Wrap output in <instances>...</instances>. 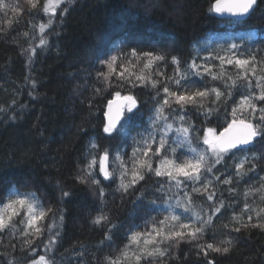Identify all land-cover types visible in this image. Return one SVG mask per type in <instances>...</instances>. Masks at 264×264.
I'll use <instances>...</instances> for the list:
<instances>
[{
    "label": "trees",
    "instance_id": "trees-1",
    "mask_svg": "<svg viewBox=\"0 0 264 264\" xmlns=\"http://www.w3.org/2000/svg\"><path fill=\"white\" fill-rule=\"evenodd\" d=\"M2 2L18 5L20 11L0 10V107L8 109L0 112V196L15 186L22 192H35L45 207L62 209L64 219L57 229L60 241L50 254L55 264H103L106 255L114 254L127 242L125 233L130 226L142 228L152 217L162 219L165 195L173 196L174 203L175 197L183 193L174 188L171 192L157 191L161 178L147 175L134 190L122 194L116 191L118 178L109 183L98 175L100 187L106 193L101 204L99 187L77 181L92 141L101 148L113 150L119 145L130 155L131 137L139 139L137 133L147 127L154 104L155 93L150 87H117L115 75L111 78L113 87L97 94V88H105L97 71L107 70L100 60L118 54L120 49L152 48L167 54L168 60L160 62L158 70L171 76L175 67L171 64L173 55L190 63L197 55L200 58L209 56L210 52L223 55L221 49L235 43L241 51L250 48L258 57H264V0H257L252 13L244 20L216 17L210 11L213 0H74L72 5L65 4L57 10L55 26L46 29L44 34L39 32V24L46 22L47 17L36 16L34 10L30 13L26 0ZM63 7L70 10L60 22L59 12ZM41 37L47 38L46 45H40ZM30 48L35 52L24 51ZM196 62L203 61L198 58ZM225 67L234 72L231 66ZM25 77L36 82L35 89ZM189 80L196 87L223 89L220 81H212L208 76L191 75ZM115 91L135 95L140 109L128 129L127 140L116 134L109 137L102 131L107 101ZM231 106V103H222L221 111L210 123L191 105L187 106V116L196 128H222L223 108L230 111ZM10 116L15 119H9ZM201 147L204 146L201 144ZM253 153L264 154V140L258 139L249 148L248 155ZM226 164H232L230 158ZM217 169L222 172L224 166L218 165ZM234 173L232 167L228 174ZM261 176H264V160L258 161L256 174H250L239 184L234 181L231 187L237 189V195H229L228 185L218 186L222 198L226 203H234V207H225L213 217L204 240L219 244L231 238L234 246L229 253L209 252L205 258L195 242L182 241L171 249L174 258L165 257L167 264H207L208 259L214 264H264V230L249 227L237 233L223 227L230 223L233 212H241L244 190L251 184L258 186ZM62 191L70 195L61 198ZM154 199L157 206L150 204ZM195 199L207 210L210 202L206 197ZM248 203L256 210L264 207L258 197H250ZM101 209L108 213L111 224L117 225L111 242L103 244L109 225L92 222ZM248 215L253 216L252 223L257 222L253 213L244 214L245 222ZM56 219L59 220V213ZM260 219L264 220V216ZM47 223L51 219L45 221V226ZM47 237L45 232L36 241L40 254H44L42 241ZM23 239L19 234L12 237L0 233V264H8L10 259L14 264H27L28 252L21 250Z\"/></svg>",
    "mask_w": 264,
    "mask_h": 264
},
{
    "label": "snow or ice",
    "instance_id": "snow-or-ice-1",
    "mask_svg": "<svg viewBox=\"0 0 264 264\" xmlns=\"http://www.w3.org/2000/svg\"><path fill=\"white\" fill-rule=\"evenodd\" d=\"M26 3L30 13L34 10L36 16L43 14L47 17L46 22L39 24V32L44 34L46 29L55 26L57 10L62 5H72L74 0H26ZM256 4L257 0H214L210 11L244 17ZM5 8H10L13 13L20 11L18 5H5L0 0V10ZM69 10V7H63L59 12L60 22ZM47 43L46 37L40 38L41 46ZM24 51L34 53L35 49ZM221 51L223 55L218 52H210L209 56L203 58L197 55L190 63L173 55L171 64L175 67L171 76L158 70L159 63L168 60L167 54L152 48L141 50L132 47L127 51L120 49L118 54L100 60V64L107 70L97 71V77L102 78L105 84L103 90L96 89L97 94L113 87L111 78L115 75L119 82L117 87H150L155 93L152 97L154 104L150 109L147 127L143 132L137 133L139 139L131 137V154L127 155L119 145L113 150L110 147L101 148L92 141L87 150L86 162L79 169L77 181L99 187L101 204L104 203L106 193L104 187H100L98 175L109 183L118 178L116 191L122 194L134 190L147 175L161 178L157 191L167 189L171 192L174 188L183 193L182 196L175 197L174 203L171 202L173 196L165 195L162 219L152 217L144 222L142 228L139 225L130 226L125 233L127 242L114 254L106 255L103 264H167L165 257L174 258L171 249L178 247L182 241L195 242V247L205 258L209 252L227 254L234 246L231 238L216 244L205 241L204 237L213 223V217L225 207H234V203H226L222 198L218 186L228 185L229 195H237V189L231 187L234 181L239 184L250 174H256L258 161L264 160V154L248 155L249 148L258 139L264 140V57H258L250 48L241 51L240 46L235 43ZM198 58L203 62L198 64ZM212 61L219 63L216 65ZM182 64L185 66L182 67ZM226 65L231 66L234 72L228 71ZM217 68L218 71H214ZM191 75L201 78L208 76L212 81H220L223 89L215 86L196 87L189 80ZM25 79L35 89L36 82L29 77ZM29 95L32 96L33 92L30 91ZM222 103L232 104L230 111L227 107L223 108L225 124L222 128H196L187 116V106L191 105L204 116L206 123H210L212 117L218 116ZM6 111L8 109L0 107V112ZM139 111L135 95H121L120 91H115L113 98L107 101L103 133L109 137L116 134L122 140H127L128 129ZM9 119L15 117L10 116ZM237 152L241 155L237 156ZM229 158L231 165L226 164ZM218 165L224 166L222 172L218 171ZM232 167L235 168V173L229 175ZM69 195V192L62 191L61 198ZM218 195L221 198L217 199ZM197 196L206 197L210 202L207 210L203 203L198 205L195 199ZM243 196L245 203L241 212H233L230 223H225L223 227L237 233L249 227L264 230V220L260 219L264 216V207L256 210L248 203L250 197H258L264 202V176L260 177L258 186L249 185ZM150 204L157 206V200L150 201ZM177 209L182 211L177 212ZM245 213H253L257 222L252 223V215H248L245 222ZM48 219H51V223L45 226ZM63 219L61 208L52 205L45 207L35 192H21L12 186L0 196V233H7L12 237L19 234L24 238L21 250L28 252L27 264H55L50 254L60 241L61 234L57 229L62 226ZM92 222L109 225L101 243L111 242L117 225L111 224L108 213L101 209ZM18 224L23 227L20 228ZM45 232L48 237L46 241H42L44 254H40L37 252L39 245L36 241ZM11 246L15 248V244ZM8 264H14L13 260H8ZM207 264L214 262L208 259Z\"/></svg>",
    "mask_w": 264,
    "mask_h": 264
},
{
    "label": "water",
    "instance_id": "water-1",
    "mask_svg": "<svg viewBox=\"0 0 264 264\" xmlns=\"http://www.w3.org/2000/svg\"><path fill=\"white\" fill-rule=\"evenodd\" d=\"M213 2H214V0H213ZM212 2V3H213ZM212 5V4H211ZM254 8H255V6H254ZM253 11V10H252ZM252 11L249 13V14H247L246 16H244V17H232V16H229L228 14H223V15H221V14H217V13H215V12H213V14L216 16V17H218V18H221V19H224V18H233V19H237V20H244V19H246L251 13H252ZM112 99V98H111ZM107 106V105H106ZM105 111H106V109H105ZM105 118V117H104ZM119 126V125H118Z\"/></svg>",
    "mask_w": 264,
    "mask_h": 264
},
{
    "label": "rangeland",
    "instance_id": "rangeland-1",
    "mask_svg": "<svg viewBox=\"0 0 264 264\" xmlns=\"http://www.w3.org/2000/svg\"><path fill=\"white\" fill-rule=\"evenodd\" d=\"M22 192V191H21ZM182 211V210H181Z\"/></svg>",
    "mask_w": 264,
    "mask_h": 264
}]
</instances>
